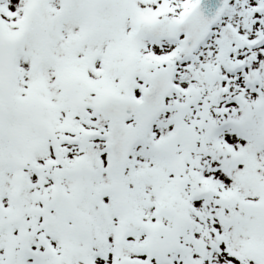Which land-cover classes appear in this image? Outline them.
Masks as SVG:
<instances>
[{"label": "snow or ice", "instance_id": "6c2138e0", "mask_svg": "<svg viewBox=\"0 0 264 264\" xmlns=\"http://www.w3.org/2000/svg\"><path fill=\"white\" fill-rule=\"evenodd\" d=\"M0 264H264V0H0Z\"/></svg>", "mask_w": 264, "mask_h": 264}]
</instances>
